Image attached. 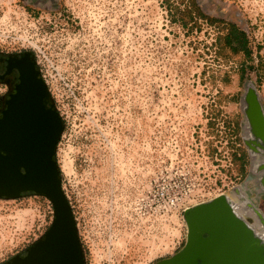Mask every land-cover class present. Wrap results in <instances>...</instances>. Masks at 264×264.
<instances>
[{
  "label": "rangeland",
  "instance_id": "1",
  "mask_svg": "<svg viewBox=\"0 0 264 264\" xmlns=\"http://www.w3.org/2000/svg\"><path fill=\"white\" fill-rule=\"evenodd\" d=\"M0 52L33 56L62 120L84 264H188L223 206L264 249V0H0ZM52 220L43 196L0 199V264Z\"/></svg>",
  "mask_w": 264,
  "mask_h": 264
},
{
  "label": "water",
  "instance_id": "2",
  "mask_svg": "<svg viewBox=\"0 0 264 264\" xmlns=\"http://www.w3.org/2000/svg\"><path fill=\"white\" fill-rule=\"evenodd\" d=\"M34 64L28 63L26 69L22 70L17 93L7 102V108L0 117V123L4 121V126L0 129V199H16L23 193L43 196L52 204L53 220L47 232L26 250L25 255H16L1 264H84L75 219L63 192L60 171L54 158L63 128L62 120L50 99L44 81L38 77L39 72L35 70ZM33 94L35 106L31 103ZM47 99H50L49 107L46 105ZM28 100L30 106L33 105L45 115L52 128L45 154L47 169L39 167L41 165L35 159L37 154L23 155L25 143L19 145V140H15L20 146L18 152L17 147H12L7 142L14 113L21 110ZM180 264H185V261ZM188 264H194V261ZM211 264H221L219 255Z\"/></svg>",
  "mask_w": 264,
  "mask_h": 264
},
{
  "label": "crops",
  "instance_id": "3",
  "mask_svg": "<svg viewBox=\"0 0 264 264\" xmlns=\"http://www.w3.org/2000/svg\"><path fill=\"white\" fill-rule=\"evenodd\" d=\"M222 211L217 215L218 218L212 224L204 227L203 234H207L204 242L209 243V246L200 251L196 246L187 247V260L194 261V264H211L215 262L221 252L224 253L220 257L221 264H264V249L253 246V241L250 242V233L247 229L238 223V220L233 219V213L223 206ZM200 236V235H198ZM194 243V242H193ZM198 249V250H196ZM191 250L193 255H191ZM218 250V253H217ZM199 254V255H197Z\"/></svg>",
  "mask_w": 264,
  "mask_h": 264
},
{
  "label": "bare ground",
  "instance_id": "4",
  "mask_svg": "<svg viewBox=\"0 0 264 264\" xmlns=\"http://www.w3.org/2000/svg\"><path fill=\"white\" fill-rule=\"evenodd\" d=\"M24 68L26 69V67ZM34 96L33 94L31 97V103L33 105L35 102ZM29 100L21 110L14 113L13 122H11V126H9L8 130L7 142L8 145L17 147L18 152H20L19 145H21L22 142L25 143L23 155L30 156L31 154H37L38 156L35 159H37V163L41 165L39 167L47 169L45 154L48 149L52 128L50 127V123L48 124V119L44 117L45 115L39 112L38 109H35V105L30 106ZM3 126L4 121L0 123V129H2ZM15 140H19V145L16 144ZM253 246L257 247L255 244H253Z\"/></svg>",
  "mask_w": 264,
  "mask_h": 264
},
{
  "label": "flooded vegetation",
  "instance_id": "5",
  "mask_svg": "<svg viewBox=\"0 0 264 264\" xmlns=\"http://www.w3.org/2000/svg\"><path fill=\"white\" fill-rule=\"evenodd\" d=\"M31 62L35 63L34 68L39 72L36 67V61L30 53L0 52V117L2 116V112L7 108V102L17 93L23 73L22 70ZM38 77L41 78L40 73ZM46 105L47 107L50 106V99H47ZM25 253L21 255H25Z\"/></svg>",
  "mask_w": 264,
  "mask_h": 264
},
{
  "label": "trees",
  "instance_id": "6",
  "mask_svg": "<svg viewBox=\"0 0 264 264\" xmlns=\"http://www.w3.org/2000/svg\"><path fill=\"white\" fill-rule=\"evenodd\" d=\"M177 10H178L179 14L181 15L180 16L181 24H184V17L185 16L188 17L190 13H189L187 7L185 9H183L182 11H179V9H177ZM204 19L210 23L212 21H214V19L210 18V17H204ZM231 26L232 27H231L230 31L222 37L224 45L227 47H231V50H234L233 48H237V47H233L234 46L233 42H235L236 43L235 45L239 46L241 48V51L244 53V55L249 56L250 52H249L248 47H247L248 41H247L246 34L243 31H240L239 29H237L236 25L232 24ZM218 38H220V37H218Z\"/></svg>",
  "mask_w": 264,
  "mask_h": 264
}]
</instances>
